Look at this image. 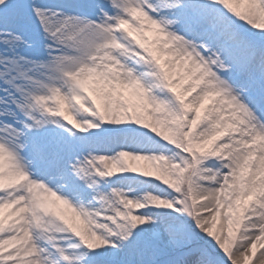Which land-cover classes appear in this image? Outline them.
Returning a JSON list of instances; mask_svg holds the SVG:
<instances>
[{
    "label": "snow or ice",
    "instance_id": "snow-or-ice-1",
    "mask_svg": "<svg viewBox=\"0 0 264 264\" xmlns=\"http://www.w3.org/2000/svg\"><path fill=\"white\" fill-rule=\"evenodd\" d=\"M0 264H264V0H0Z\"/></svg>",
    "mask_w": 264,
    "mask_h": 264
}]
</instances>
